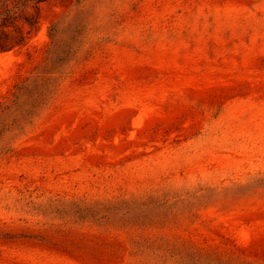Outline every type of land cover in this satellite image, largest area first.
<instances>
[{
    "label": "rangeland",
    "instance_id": "1",
    "mask_svg": "<svg viewBox=\"0 0 264 264\" xmlns=\"http://www.w3.org/2000/svg\"><path fill=\"white\" fill-rule=\"evenodd\" d=\"M81 6L57 97L0 129V264H264V0L21 1L0 104Z\"/></svg>",
    "mask_w": 264,
    "mask_h": 264
},
{
    "label": "trees",
    "instance_id": "2",
    "mask_svg": "<svg viewBox=\"0 0 264 264\" xmlns=\"http://www.w3.org/2000/svg\"><path fill=\"white\" fill-rule=\"evenodd\" d=\"M21 1L24 0H0V52L24 45L30 32L37 27V22L26 19L30 31L25 32L18 24V18L13 15V12L14 9H18ZM83 11L84 7L81 6L75 13L69 14L50 27V45L43 64L35 68L29 77L17 83L9 99L0 104V129L8 137L7 139L15 141L23 136L27 126L38 120L57 97L63 81L73 69L71 66L64 67L58 64V51L70 53L79 50L78 45L81 40L77 37H80L81 32L92 21L80 19ZM66 30L71 36L68 41L63 42L60 34ZM72 35L77 37L73 38ZM201 250L204 254L199 259H203L205 264H214L210 260L220 264L214 258L219 259L221 256L237 258L232 252L224 254V251L210 246L202 247Z\"/></svg>",
    "mask_w": 264,
    "mask_h": 264
}]
</instances>
